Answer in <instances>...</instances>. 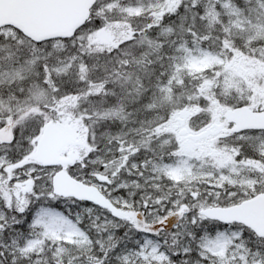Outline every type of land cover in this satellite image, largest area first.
<instances>
[{
  "label": "snow or ice",
  "instance_id": "obj_1",
  "mask_svg": "<svg viewBox=\"0 0 264 264\" xmlns=\"http://www.w3.org/2000/svg\"><path fill=\"white\" fill-rule=\"evenodd\" d=\"M0 264H264V0H0Z\"/></svg>",
  "mask_w": 264,
  "mask_h": 264
}]
</instances>
